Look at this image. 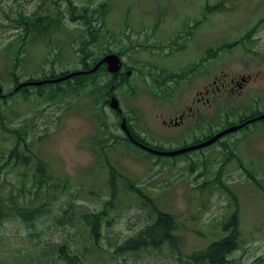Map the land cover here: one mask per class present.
<instances>
[{"label":"rangeland","instance_id":"374dc122","mask_svg":"<svg viewBox=\"0 0 264 264\" xmlns=\"http://www.w3.org/2000/svg\"><path fill=\"white\" fill-rule=\"evenodd\" d=\"M73 7L86 13H73ZM83 14L92 18L87 25L79 18ZM22 21L28 31L17 25ZM88 28L98 36L88 62L113 50L135 69L118 81L115 94L133 131L151 147L178 150L264 111V0H0L4 93L16 81L80 69ZM102 71L68 82L64 88L71 92L55 102L46 97L58 91L56 84L42 88V95L32 88L26 99L22 92L5 104L0 99L7 125L0 126L3 204L23 187L20 205L48 202L50 208L35 226L16 215L0 223V264H65L58 253L47 255L50 246L56 250L64 241L71 252L83 254L85 264H192L190 256L234 232L232 264H264V121L201 151L155 156L125 141L122 118L107 103L111 76ZM182 71L192 76V85L186 75H158ZM207 71L202 81L195 79ZM249 74L244 90L220 97L213 112L201 106L198 121L186 119L180 127L161 122L212 77L229 85ZM173 76L158 86L159 78ZM22 127L35 141L44 176L34 175L33 160L16 167L12 159H1L13 146V129ZM158 212L177 221L174 247L164 241L157 248L120 249L152 225ZM86 214L103 215L98 239ZM62 215L73 223L57 228L54 218ZM233 215L235 224L229 223Z\"/></svg>","mask_w":264,"mask_h":264},{"label":"trees","instance_id":"16d2710c","mask_svg":"<svg viewBox=\"0 0 264 264\" xmlns=\"http://www.w3.org/2000/svg\"><path fill=\"white\" fill-rule=\"evenodd\" d=\"M78 10L82 11L83 13H86V8H81V9H79L78 7L72 8L73 13L77 12ZM79 18H83V20L86 22L87 25L88 20L91 17L85 16L83 14L82 17ZM25 22L26 21H22L17 25L25 27ZM40 25H42L40 26V28L42 29H46L48 26L47 24H42L41 22ZM29 28H30V21H29ZM25 29L28 31V27H25ZM30 29H34V28H30ZM88 30L90 31L91 40H84L83 45L81 46L82 47L81 54L84 56V60H86V58L89 56L88 47L90 46L91 43L94 42L95 38L97 39V33L93 31L92 28H88ZM82 77L84 78V76ZM111 82H112V78H110L109 80L110 85ZM46 86H51V84H45L44 86L41 87H24L21 89V92L24 94V98L26 99L29 96L30 89L37 88L39 94L42 95L40 93L41 89L45 88ZM57 87H58V91L53 92L52 95L47 96L46 99L51 101H56L57 99L56 97L58 95H60V97L66 96L67 93H65L64 89L60 85ZM2 101L4 104L7 103V99H2ZM0 126L3 129L7 128V125L5 123V116L2 112V105H0ZM28 135H29V131L25 129V127L13 129L12 131V136L14 139L13 146L7 151L8 153L7 159H4L3 156L1 157V159L4 160L5 163H7L8 160L12 159L16 167L29 165L28 163L33 160L36 171L34 175L37 176L39 175V177L44 176L45 172H44L43 162L33 150L35 141L34 140L29 141ZM1 153L4 154V152ZM23 190H24L23 187L18 188L17 190H13L11 196L9 197V200L4 205L3 180L0 178V223L4 219L11 218L14 217V215H16L21 218V221L25 225L35 226V222L38 216L40 215L39 217L40 219L42 218L43 215H45V212L50 210V208L48 207L49 206L48 202H44L39 207L20 205L17 202V195L23 192ZM40 191L43 190L39 189L38 193H40ZM102 216L103 215L100 214H86L83 217L84 221L92 227V234L95 239H98V237L100 236L98 230L102 222ZM54 220H55L54 225H56L57 228H62L67 223L69 225L73 223L71 219H67V217L63 215L57 216L56 218H54ZM156 220L157 221L155 224L141 231L136 237L130 238L123 246L120 247V249L135 250L139 248V246L143 248H149V247L157 248L158 243L164 241L170 243V246L172 247V245L176 240V237L174 235L176 221L174 217L167 213H158V218ZM229 223H231V220L229 221ZM159 232H160L159 235H154ZM237 248H238V238L236 233L234 232V234H229L228 237L222 238L221 240L214 242L207 249L202 250L196 254H193L192 256H190V258L191 261H194L192 262V264H232V260H230L229 257ZM77 250L71 252L70 246L64 241L63 244L60 245L56 250L55 248L53 249V247L50 246L47 255L52 256L56 252L59 254L60 259L64 261L65 264H84V256L83 254H80V251ZM261 261L264 262V259H261Z\"/></svg>","mask_w":264,"mask_h":264},{"label":"flooded vegetation","instance_id":"af4514ba","mask_svg":"<svg viewBox=\"0 0 264 264\" xmlns=\"http://www.w3.org/2000/svg\"><path fill=\"white\" fill-rule=\"evenodd\" d=\"M121 72L120 74H122V72H126L124 65L121 68ZM119 74V75H120ZM201 74V73H200ZM198 75L196 77V79H200L201 81L205 78V77H201V75ZM204 75H208V72H205ZM253 76L252 74H249L248 76L244 77L241 76L240 78L236 77L235 80H231V84L229 85L228 89L232 92L235 93L237 92V88H242L244 86V82H249L250 80H252ZM217 82L220 83V87L217 85ZM190 85L193 84V81L189 82ZM214 86V87H213ZM227 85L221 81H219L217 78L212 79L211 81H207L206 84H204L202 90L199 88L197 89L195 92L188 94L187 96L192 100L190 105H187V111H188V117H196L197 114L200 113L201 111V106H207L210 105V102L212 100V93L216 92V90H220L221 88H226ZM214 88L216 90H214ZM119 116H121V114H119ZM186 116V111L182 112V113H176L174 114V116L172 118H168V122L166 120H163L162 123L166 126H177L180 127L182 126L183 122L186 120L185 119ZM131 134H133L131 132Z\"/></svg>","mask_w":264,"mask_h":264},{"label":"water","instance_id":"95a60500","mask_svg":"<svg viewBox=\"0 0 264 264\" xmlns=\"http://www.w3.org/2000/svg\"><path fill=\"white\" fill-rule=\"evenodd\" d=\"M102 62H106L108 64V70L113 72V73H117L118 70L120 69V66H121V61H120V58L115 55V54H110L108 56H106L102 61ZM100 63V64H101ZM95 70V69H94ZM80 73H73L71 75H68L67 77L69 76H72V75H78ZM66 78V77H65ZM45 83L44 82H28L24 85H39V84H43ZM24 85H21V86H24ZM19 86V87H21ZM2 95V89L0 87V96ZM111 107L114 108V109H119V104H118V101L113 98L112 99V102H111ZM261 117H259L260 119ZM254 120H250L248 122H253ZM122 127L125 131H127V128L125 126V121H123V124H122ZM238 127H232V128H229L227 129L226 131H223L222 133L218 134L217 136H215L214 138H212L210 141H207L205 143H202V144H199V145H195V146H189V147H185V148H182L180 150H176V151H158V150H153V149H150L149 147L145 146V145H141L140 146L156 155H160V156H169V157H172V156H177L179 154H183V153H186V152H190V151H193V150H196V149H200V148H203V147H206L208 145H210L211 143L217 141L220 137H222L223 135L227 134V133H230L234 130H236ZM130 135V134H129ZM135 141V140H133Z\"/></svg>","mask_w":264,"mask_h":264},{"label":"bare ground","instance_id":"6f19581e","mask_svg":"<svg viewBox=\"0 0 264 264\" xmlns=\"http://www.w3.org/2000/svg\"><path fill=\"white\" fill-rule=\"evenodd\" d=\"M148 244V243H147Z\"/></svg>","mask_w":264,"mask_h":264}]
</instances>
